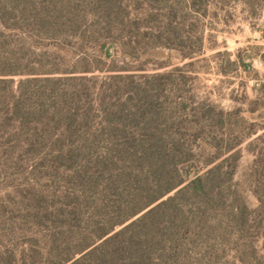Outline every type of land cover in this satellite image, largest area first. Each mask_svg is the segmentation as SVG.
<instances>
[{
    "label": "trees",
    "instance_id": "obj_1",
    "mask_svg": "<svg viewBox=\"0 0 264 264\" xmlns=\"http://www.w3.org/2000/svg\"><path fill=\"white\" fill-rule=\"evenodd\" d=\"M243 1L254 17L258 6L264 7V0ZM24 2L0 0V76L19 74L17 68L24 61L23 43L9 48L10 27L75 33L84 17L75 16L63 0H42L40 8H28ZM94 6L99 8L96 16L109 15V4L95 0ZM13 9L18 18L10 22ZM53 42L49 54L45 49L41 55L58 59L66 67L62 73H75L78 65V72L91 71L84 56L73 59L66 37ZM106 43L98 48L100 56H109L108 48H103ZM161 49L151 46V53L164 56ZM198 51L181 52L180 57L190 59ZM165 56L170 65L171 54ZM240 63L257 91L246 109L224 110L207 101L194 104L180 86L181 76L165 73L153 75L151 88L169 79L174 91L169 103L158 102L159 96L151 90V99L141 96L143 100L126 114L127 121L124 109L110 112L105 121L110 137L102 152L80 159L84 147L85 153H91L87 145L96 144L95 139L75 148L74 155L69 154L72 150L67 152L75 163V179L84 200L79 202L76 194L52 212L49 221L55 230L47 248L22 245L17 254L10 250L8 264H29L28 260L32 264L43 257L52 264H264V255L255 246L258 238L264 240V82H258L250 61ZM123 77L110 74L107 83L120 89L125 85L124 80L120 82ZM31 79L19 81L20 95L13 103L17 113L21 105L34 101V93L24 84ZM52 80L55 85L60 79ZM52 90L54 113L70 123L74 114L63 108L78 90ZM89 117L84 113L80 120L86 123ZM246 140L253 159L234 180L240 145ZM225 250L229 257L222 259Z\"/></svg>",
    "mask_w": 264,
    "mask_h": 264
},
{
    "label": "rangeland",
    "instance_id": "obj_2",
    "mask_svg": "<svg viewBox=\"0 0 264 264\" xmlns=\"http://www.w3.org/2000/svg\"><path fill=\"white\" fill-rule=\"evenodd\" d=\"M24 1L28 8L42 6V0ZM63 1L71 5L75 16H84L75 33L12 27L7 31L9 48L23 43L24 61L17 68L19 74L0 76L4 79L0 82V264H8L10 250L17 254L22 245L47 248L55 230L49 221L52 212L76 194L79 202L84 200L75 179V163L69 157L91 139L96 144L87 145L91 153H85L84 147L83 155L78 154L80 159L84 154L102 152L110 137L105 121L112 111L124 109L127 121L126 114L143 100L141 96L151 99V90L153 96H159L158 102L166 105L171 101L174 91L169 79L152 89L153 75L181 76L180 86L192 103L212 102L224 110L235 106L246 109L247 102L256 96L255 81L245 77L241 60L250 61L258 82H264V7L258 6L254 17L243 0H100L111 7L109 15L102 17L95 14L99 9L94 6L95 0ZM15 9L10 22L18 18ZM62 36L74 60L84 56L89 61L90 72H78V65L75 73H62L66 67L57 63L58 59L41 55L45 49L49 54L53 41ZM104 43L108 57L99 55L98 48ZM151 46L162 48L164 56L151 53ZM145 50L151 55H143ZM197 50L190 59L180 57L181 52ZM167 53L171 54L170 65ZM115 73L124 76L120 82L124 80L125 85L120 89L107 83ZM28 78L32 81L24 84L34 93V101L21 105L17 113L13 103L20 95L19 81ZM52 79L60 80L54 85ZM52 87L78 90L63 108L74 114L68 124L51 107ZM84 113H89L92 120L89 117L82 123L80 116ZM247 141L240 145L234 180L253 159ZM68 150H72L70 155ZM248 199L254 207L255 200L249 193ZM81 226H85L83 222ZM255 246L264 255L262 238L255 241ZM189 254L196 258L193 251ZM228 257L225 250L222 259ZM47 260L43 257L32 264H52Z\"/></svg>",
    "mask_w": 264,
    "mask_h": 264
}]
</instances>
